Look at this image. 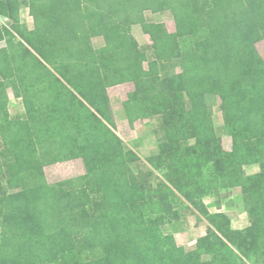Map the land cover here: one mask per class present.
<instances>
[{"label":"trees","instance_id":"16d2710c","mask_svg":"<svg viewBox=\"0 0 264 264\" xmlns=\"http://www.w3.org/2000/svg\"><path fill=\"white\" fill-rule=\"evenodd\" d=\"M23 6L32 29L20 19ZM148 10L170 11L175 31L147 20ZM1 16L9 24L0 18V264L264 258L257 243L264 235V57L257 47L264 0H0ZM135 24L151 38L154 56L134 36ZM97 36L103 46L94 45ZM128 81L135 83L124 103L130 123L158 116L165 132L150 168L137 173L132 163L141 158L115 131L108 95L109 86ZM10 87L28 116L11 114ZM212 97L221 100L231 150L214 124ZM43 99L49 109L33 104ZM74 158L83 159L84 174L47 180L46 163ZM253 164L260 170L246 174ZM237 187L251 218L243 229L204 202ZM182 198L212 224L190 251L163 230L180 215ZM250 234L257 235L252 243Z\"/></svg>","mask_w":264,"mask_h":264},{"label":"rangeland","instance_id":"374dc122","mask_svg":"<svg viewBox=\"0 0 264 264\" xmlns=\"http://www.w3.org/2000/svg\"><path fill=\"white\" fill-rule=\"evenodd\" d=\"M145 14L147 20L154 22H164L169 31H175L176 24L174 16L170 11L155 13L148 10ZM0 18L2 22L9 24L6 17L1 16ZM20 19L23 23L27 24L29 28L32 29L34 27V19L28 7H22V9L20 10ZM140 30L142 31V29ZM93 43L96 47H100L104 45L105 41L102 36H97L93 38ZM141 44L143 46V49H146L147 54L150 57L154 56V49L152 47V40L150 37L146 36L144 37V39L141 38ZM4 45V41L0 43V46ZM257 47L264 57V40L259 41L257 43ZM145 66L148 67L147 62L145 63ZM177 70L181 71V68L178 67ZM40 83L41 84L39 86L40 89H42V86H44L45 83ZM8 93L10 97L9 110L11 114L13 116H28L26 101L22 97H16L11 87L8 88ZM49 101L50 100L43 99V102L36 101L33 104H35L38 108H40L39 105H42L46 110L49 109L48 107L51 104ZM220 102L221 100L219 97H212L211 99H209V103L212 106L214 124L218 128L222 129L221 135L223 146L226 150H231L233 147V139L229 126L227 125L224 118L223 111L220 107ZM116 108L117 111H120V115H125V113H123V104L121 106L116 104ZM150 118L152 127L146 134L150 135V141H152V144H150V147H145L143 150L140 149L139 146L137 147V145L135 144H132V147L129 143L126 142L127 138L125 134H123V131L114 127L115 131L120 132V134L122 135L125 147L131 148L136 151V153L141 158L139 161L132 163L133 171L136 173L143 169L145 170L146 168H150L147 163L148 157L160 152V142L165 139L164 129L161 128V118L158 116ZM0 147L2 148L1 139ZM137 148L139 149V151ZM60 160L62 159H57L44 165L46 177L50 183H54L71 177H76L86 172V167L83 163V160H78L75 162H65L66 160ZM244 170L246 174H252L258 172L260 170V167L258 164L247 165L245 166ZM158 172L161 174L163 171ZM159 173L157 174L158 176ZM156 180L157 179H155V182H157ZM245 195L246 194L241 187L229 189L222 188L219 190V192L206 196L204 198V202L207 206H209L211 212H225L226 214H228L231 218V225L233 228L243 229L247 226H250L251 224V218L247 212L248 201ZM187 204V201L182 198L179 205L180 215L177 218H174L173 221L167 222L165 225H163V230L165 233L174 234L177 244L183 246L185 250L190 251L196 247V242L198 238L201 237V234H203L202 232H204L205 235L209 226H211L212 224L207 219V217L204 216L199 210L193 207H189L187 206ZM256 237L257 235L250 234L248 236V241L252 243ZM262 242L264 243V235H261L257 241V243H259L260 245H262ZM201 258L204 261H208L210 260L211 255L203 253ZM247 261L249 264H264V258L259 254H253L252 258L247 259Z\"/></svg>","mask_w":264,"mask_h":264},{"label":"crops","instance_id":"0c3cea01","mask_svg":"<svg viewBox=\"0 0 264 264\" xmlns=\"http://www.w3.org/2000/svg\"><path fill=\"white\" fill-rule=\"evenodd\" d=\"M140 24H135L132 27V32L134 36L141 44V38L144 39V37L149 35L145 33L142 29ZM135 89V83L133 81H128L116 85H112L108 87V95L110 98V104H111V113L113 116V119L116 124V128L123 131V134H125L127 140L126 142L129 143L132 147V144L139 146L140 149H144L145 147H150V144H152L150 135H147L146 133L150 131L152 125H151V118H139L137 119L133 124L130 123L129 118L126 114L124 103L128 99V95L130 92H132ZM116 104L124 106V112L125 115H120V111H117ZM122 114V112H121ZM117 133L122 137L120 132L117 131ZM136 149V148H134ZM138 149V148H137ZM139 151V149H138ZM78 160H83L82 158H74L70 160H66L65 162H75ZM63 161V160H60ZM84 163V161H83ZM83 172V171H82ZM81 172V173H82ZM85 173V172H84ZM241 229V228H238ZM204 235V232H202Z\"/></svg>","mask_w":264,"mask_h":264}]
</instances>
